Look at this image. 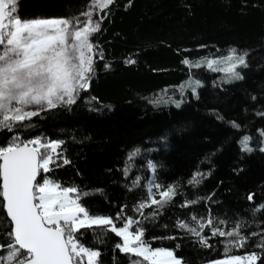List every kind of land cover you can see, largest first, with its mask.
I'll use <instances>...</instances> for the list:
<instances>
[{
	"label": "trees",
	"instance_id": "16d2710c",
	"mask_svg": "<svg viewBox=\"0 0 264 264\" xmlns=\"http://www.w3.org/2000/svg\"><path fill=\"white\" fill-rule=\"evenodd\" d=\"M89 2L18 0V15L25 19L67 17L86 10ZM101 27L93 39L102 46L105 59L97 60L91 87L80 94L71 109L60 108L34 118L49 136L67 141L64 147L72 164L55 169L51 175L63 186L76 185L92 193L83 200L92 213L115 217L127 204L126 215L138 219L133 206L140 192L125 188L130 180H125L121 169L128 151L141 146L154 149L149 156L163 166L158 172L163 183L183 184L189 198L197 191L200 195L215 192L213 199L218 203L211 206L214 215L250 218V209L264 203V152L257 148L244 153L239 141L250 134L256 147L257 130L264 128V118L255 114L264 111V0H117ZM233 49L252 53L250 67L243 70V81L222 84L225 76L220 71L204 67L189 73L182 63L185 58L226 56ZM127 59L136 63L126 64ZM105 63H111L110 70H105ZM190 74L203 82L199 100L189 90L180 108L173 103H149L154 98L180 99V86ZM214 110L225 121L218 120ZM226 121H236L243 128L238 131ZM7 135L10 134L0 132V145L6 144ZM73 135L77 142L72 141ZM85 136L91 139L78 142ZM143 164V159L136 161L133 175L140 174ZM197 170L211 171V175L199 189H192L187 181ZM143 175L151 173L143 170ZM97 189H102L103 194ZM252 193L254 203L247 198ZM183 200L184 196L176 198L177 206L167 211L159 225H146L152 246L175 248L180 243L177 255L185 257L189 264L223 258L219 237L210 241L211 249H200L188 239L151 240L174 231L179 235L180 230L172 228L176 217L186 218L193 211L206 214L207 202L183 209L179 207ZM257 216L264 219V213ZM4 220L0 209V221ZM118 223L122 226V222ZM163 224L170 227L164 229L160 226ZM83 242L102 247L103 264H130L114 249L121 238L110 232L106 245L94 244L91 230H87ZM253 250L259 251L253 245L230 254L245 255Z\"/></svg>",
	"mask_w": 264,
	"mask_h": 264
},
{
	"label": "snow or ice",
	"instance_id": "6c2138e0",
	"mask_svg": "<svg viewBox=\"0 0 264 264\" xmlns=\"http://www.w3.org/2000/svg\"><path fill=\"white\" fill-rule=\"evenodd\" d=\"M116 2L90 0L86 10L75 15L25 19L18 15V0H0V132L10 134L6 136V144L0 145V209L5 214V220L0 221V241L7 240V243L0 242V264H103L102 247L83 242L87 230L92 232L93 243L101 246L107 244L109 232L121 238L122 242L115 243L114 249L126 256L130 264H189L185 257L177 255L182 247L180 243L175 248L153 247L146 236V225H159L167 211L177 206L178 196H184L179 205L183 209L207 202L206 214L193 211L186 218L176 217L172 228L180 230V234L174 231L167 237L153 236L152 241L188 239L200 249H211L210 241L219 237L224 257L209 260L207 264H264V219L257 216L264 213V203L250 209V218L240 214L235 218L214 215L211 206L218 203L213 199L215 192L200 195L197 191L189 198L183 184H165L160 180L158 172L163 166L149 156L154 149L132 148L121 169L125 180H130L125 188L140 192L133 206L138 219L126 215L127 204L121 206L115 217L92 213L83 203L92 193L76 185L63 186L51 175L55 169L72 164L64 147L67 141L49 136L34 118L60 108L71 109L80 94L91 87L97 60L105 59L102 46L93 38L102 30L103 20ZM251 56L248 51L241 53L233 49L226 56L185 58L182 63L189 73L204 67L224 71L225 79L221 83L232 84L245 79L243 70L250 67ZM125 63L136 61L127 59ZM111 67V63L104 64L105 70ZM180 87V99L154 98L149 103L157 106L161 102L173 103L180 108L185 103L186 91L190 90L192 96L200 99L203 82L190 74ZM214 114L218 120L225 121L218 111L214 110ZM255 114L264 118V111ZM226 122L238 131L243 128L236 121ZM257 132L256 147L252 144V135L240 138L242 152L252 153L257 148L264 152V128ZM71 139L77 142L75 135ZM90 139L85 136L78 142ZM161 140L166 142V137ZM138 159H143V170L149 171L150 176L143 175V170L133 175ZM210 175L211 171L197 170L187 186L199 189ZM97 191L103 194L102 189ZM254 196L252 193L247 198L254 203ZM253 245L259 251L230 254Z\"/></svg>",
	"mask_w": 264,
	"mask_h": 264
},
{
	"label": "rangeland",
	"instance_id": "374dc122",
	"mask_svg": "<svg viewBox=\"0 0 264 264\" xmlns=\"http://www.w3.org/2000/svg\"><path fill=\"white\" fill-rule=\"evenodd\" d=\"M95 18V17H94ZM219 67H223V65H220ZM224 76H225V72L224 71H220ZM180 92H181V89H180ZM157 199H159V196H157Z\"/></svg>",
	"mask_w": 264,
	"mask_h": 264
}]
</instances>
